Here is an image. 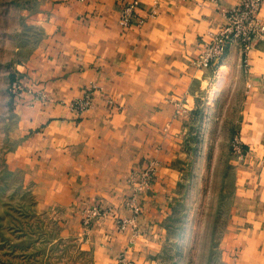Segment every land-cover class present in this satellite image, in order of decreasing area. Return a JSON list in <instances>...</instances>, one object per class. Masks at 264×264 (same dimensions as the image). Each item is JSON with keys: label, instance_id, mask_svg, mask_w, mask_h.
<instances>
[{"label": "crops", "instance_id": "obj_1", "mask_svg": "<svg viewBox=\"0 0 264 264\" xmlns=\"http://www.w3.org/2000/svg\"><path fill=\"white\" fill-rule=\"evenodd\" d=\"M239 2L19 1L7 69L29 92L7 114V160L89 264H160L172 218L205 182L207 151L230 153L210 179L226 187L218 246L229 264H264V41L247 58L235 43L212 67L195 64ZM94 86V106L74 111ZM97 206L113 216L86 228Z\"/></svg>", "mask_w": 264, "mask_h": 264}, {"label": "rangeland", "instance_id": "obj_2", "mask_svg": "<svg viewBox=\"0 0 264 264\" xmlns=\"http://www.w3.org/2000/svg\"><path fill=\"white\" fill-rule=\"evenodd\" d=\"M19 1L0 0V264H89L88 255L66 235L59 220L36 207L30 184L7 160L11 147L7 114L14 105L7 65L15 60L12 49L20 42L17 32H8L18 26ZM223 139L224 146L226 137ZM235 141L234 138L233 144ZM201 154L206 162L202 169L205 182L188 200L187 207L172 218L169 224L172 237L163 250L160 264H229L216 239V231L225 219L226 199L222 197L226 187L211 184L210 179H221L225 174L230 153ZM216 161L220 163L216 165ZM99 222L94 221L92 226ZM218 236L219 239L221 231Z\"/></svg>", "mask_w": 264, "mask_h": 264}, {"label": "built area", "instance_id": "obj_3", "mask_svg": "<svg viewBox=\"0 0 264 264\" xmlns=\"http://www.w3.org/2000/svg\"><path fill=\"white\" fill-rule=\"evenodd\" d=\"M264 0H240L239 4L225 13L226 22L216 33L210 35L209 42L205 45V50L196 60L195 64L199 69H207L220 61L227 53L228 49L237 43L247 58L249 52L254 48L257 42L264 41V22L261 18V10ZM137 3H128L125 5L121 15L120 25L123 29L130 27L136 19ZM96 87L87 89L83 97L73 101L71 107L78 113H83L94 106ZM29 92L28 87L17 80L11 84L10 94L14 103H19ZM236 153L242 152L240 141L236 140L233 145ZM150 173L144 172L143 177L148 178ZM109 216H113L111 209L94 207L86 211L84 217V226L89 228L96 220L103 221ZM124 228V225H122Z\"/></svg>", "mask_w": 264, "mask_h": 264}]
</instances>
